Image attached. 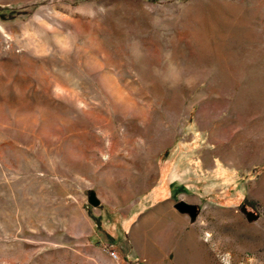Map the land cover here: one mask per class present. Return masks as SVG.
<instances>
[{"label":"rangeland","instance_id":"obj_1","mask_svg":"<svg viewBox=\"0 0 264 264\" xmlns=\"http://www.w3.org/2000/svg\"><path fill=\"white\" fill-rule=\"evenodd\" d=\"M174 172L188 263L264 264V0H0V264H161Z\"/></svg>","mask_w":264,"mask_h":264},{"label":"crops","instance_id":"obj_2","mask_svg":"<svg viewBox=\"0 0 264 264\" xmlns=\"http://www.w3.org/2000/svg\"><path fill=\"white\" fill-rule=\"evenodd\" d=\"M173 175V180L170 181L168 188L164 190V194L160 196V198H157L159 197L157 195L159 191L155 189L147 190V192L142 195V224L144 228L147 229L149 227H154L155 235L157 236L156 249L154 251H149V253L145 252L143 256L146 259H151V257H153L152 254H154L155 258L163 261L161 264H173V260L180 261V264H186L187 261V264H189L188 262L197 258L190 253L196 251V249H202L204 245L203 240L205 239L201 237L202 229L197 225V216L191 219L187 213L179 212L174 207L177 200H184L194 204H196V201L188 197L182 199L174 197L177 188L184 187L186 189L188 185L182 177H180V172H174ZM156 188H158V186ZM148 200L152 202L144 206L145 201L147 202ZM100 204L99 200V205ZM141 208L140 205H138L134 209L130 208L129 211L137 212ZM204 233H207L206 230H204Z\"/></svg>","mask_w":264,"mask_h":264},{"label":"water","instance_id":"obj_3","mask_svg":"<svg viewBox=\"0 0 264 264\" xmlns=\"http://www.w3.org/2000/svg\"><path fill=\"white\" fill-rule=\"evenodd\" d=\"M87 200L89 202L90 205L96 207L99 205V199L97 198L96 194L94 191H89L88 195H87ZM174 207L182 213H187L189 215V217L191 219H194L197 214H198V207L196 204L194 203H188L184 200H177L174 204ZM241 210L244 211L245 210V206L242 205L241 206ZM257 217L256 214L252 213V212H248L247 213V218L249 220H254Z\"/></svg>","mask_w":264,"mask_h":264},{"label":"built area","instance_id":"obj_4","mask_svg":"<svg viewBox=\"0 0 264 264\" xmlns=\"http://www.w3.org/2000/svg\"><path fill=\"white\" fill-rule=\"evenodd\" d=\"M110 253H111V255H112L113 257H116V256H117V254L115 253V251H111Z\"/></svg>","mask_w":264,"mask_h":264}]
</instances>
